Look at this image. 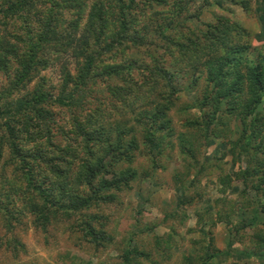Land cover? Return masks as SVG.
<instances>
[{
	"label": "trees",
	"instance_id": "1",
	"mask_svg": "<svg viewBox=\"0 0 264 264\" xmlns=\"http://www.w3.org/2000/svg\"><path fill=\"white\" fill-rule=\"evenodd\" d=\"M184 1L191 4L0 0V74L6 79L0 87V250L5 254L27 252L15 235L24 219L45 233L50 226L67 227L71 237L79 234L92 247V254L114 245L109 216L90 210L101 211L117 201L147 169L163 164L176 134L170 116L175 108L199 112L185 118L187 131L176 136L185 168L194 169V178L211 166L222 168L227 155V163H246L233 176L217 175L222 192L240 181L245 200L228 203V212L219 208L216 219L209 210L198 215L208 238L195 241L200 247L185 253L182 264H217L209 234L219 222L233 224L229 233L246 242L244 254L249 247L264 250V31L231 16L235 6L244 15L257 14L264 25V0H213L230 14L210 22L189 13ZM51 53L57 55L51 58ZM62 55L67 63L57 69V84L40 73ZM202 74V95L178 106L185 89L197 88ZM233 118L240 125L231 127ZM217 140L224 149L199 161L200 148ZM138 157L141 168L135 165ZM249 208L252 216L240 215ZM163 218L166 223L181 217L165 213ZM168 227L171 232L164 237H153L157 258L153 249L131 245L135 233L129 231L119 255L122 264H165L170 258L165 252L179 238ZM65 253L58 254L61 260L67 257L65 264H77L79 257L78 264L89 260Z\"/></svg>",
	"mask_w": 264,
	"mask_h": 264
},
{
	"label": "rangeland",
	"instance_id": "2",
	"mask_svg": "<svg viewBox=\"0 0 264 264\" xmlns=\"http://www.w3.org/2000/svg\"><path fill=\"white\" fill-rule=\"evenodd\" d=\"M210 4H206L205 0H191V4L184 1L189 13L198 15L199 21L210 22L214 20L216 15H229L230 12L222 10L215 1ZM231 6L225 4V6ZM201 6L202 9L199 13L197 7ZM233 10L232 17L239 18L241 20L248 21L250 24H256L262 31H264V25L258 20L257 14L253 12L250 15H244L238 8L231 6ZM196 13V14H195ZM168 14V13H167ZM189 20V19H188ZM190 21V20H189ZM130 53L136 54V49H130ZM57 53H51L50 57L53 58ZM66 55H62L59 61H56L49 68L42 70L40 74H43L47 78H51L55 83H60L56 73L57 69L61 68L62 64L67 63ZM71 62V63H70ZM70 70L74 72L75 65L70 60L68 63ZM201 70L195 72L196 75L200 74ZM201 80L197 88L185 89L184 95L179 99L178 106L191 102L196 96L202 95L205 87L204 74L201 75ZM38 78L36 77L29 85L30 89L33 84L36 83ZM6 79L0 74V87L5 85ZM56 91V88L53 89ZM24 90L22 91V93ZM21 93V94H22ZM189 114H185L178 111L177 108L170 111L173 127L176 134L172 138V146H168L166 149L167 156L162 157L163 164L160 166H154L152 169H147L141 176V180H136L132 185L131 190L122 192L119 199L109 205H104L101 211L90 210V213L98 212L109 216L107 226L115 237V243L111 247L106 248L103 251L92 254V247L88 243L78 239L77 236H72L70 232L66 231L67 227L50 226L47 233L37 229L30 220H25L23 223L18 224L15 227V235L17 238L23 241L27 252L19 251L17 257H13L12 254H5L0 250V264H23L24 262L29 264L34 260L35 264H52L58 261V264L68 263L67 257L61 260L58 254H66L68 250L71 254H80V256H88V262L84 264H122L120 254L123 252V245L125 238L128 236V232L135 233L133 241L130 243H137L141 249L148 250L153 249L154 235L164 237L168 232H171L168 225L174 227L175 232L179 235L176 242H172V248L170 251L165 252L170 255V258L165 264H182V256L187 252L194 253L196 248L200 247L199 244H195V241H199L205 234L200 229L201 226L197 223L198 215H206L204 213L209 210L212 217L216 219V212L219 208L222 211L228 212L230 205L228 203H234L235 201H244L246 194L243 195L239 190L242 189V183L240 181H232V187L226 192H222L219 188L217 175L221 172H230L233 176L240 167H245L246 163L237 162L231 164L230 156L223 160L224 164L222 168L217 169L211 166L207 172L202 173L197 178H194L195 171L191 169L186 170L183 155L179 152L177 134L180 132H186L187 128L183 125L185 118L188 115L198 114L199 112L195 108H189L187 111ZM66 114H60V118H63ZM236 124L240 125L238 118H233L230 122L231 127ZM234 137L236 134L233 135ZM195 145L199 144L200 140H193ZM220 140L212 143L206 148H200L197 155L199 161L205 158H211L218 152L222 146L218 145ZM226 148V147H225ZM224 149V148H222ZM205 151V153H204ZM218 155V154H217ZM141 157H138L135 165L139 168ZM208 167V163H206ZM181 184L186 188H181ZM186 190V192L184 191ZM192 199L190 202L189 200ZM218 207V208H217ZM237 211H241L239 205L236 207ZM175 214L179 217L176 222L173 220H167V224L164 223V214ZM185 213V215L183 214ZM242 216H252L251 208L244 209ZM237 216H234V222ZM26 222V225H25ZM115 224H118L115 226ZM203 224H207V219ZM233 224L217 223L216 226L211 228L209 235H212L211 245L218 251L214 261L217 264H232L234 262H245L250 264H264V250H253L248 248L247 254L241 252L244 249L246 242L235 241L230 235L229 231L232 229ZM116 227V229H115ZM4 234V229L0 230V235ZM47 234L48 244L44 243V238ZM181 235V236H180ZM68 236L72 239H68ZM208 238V235H205ZM75 239V241L73 240ZM206 241L204 245H206ZM230 243V244H229ZM201 244V243H200ZM162 247L164 246L161 242ZM143 247V248H142ZM163 249V248H162ZM158 250L152 252L153 257H159L157 255ZM73 257V256H71ZM79 257L77 264L79 263ZM160 259V258H159ZM70 263V262H69Z\"/></svg>",
	"mask_w": 264,
	"mask_h": 264
}]
</instances>
